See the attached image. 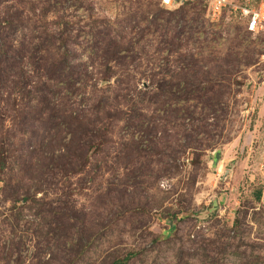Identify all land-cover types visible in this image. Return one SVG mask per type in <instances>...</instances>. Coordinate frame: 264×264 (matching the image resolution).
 <instances>
[{
    "label": "rangeland",
    "instance_id": "374dc122",
    "mask_svg": "<svg viewBox=\"0 0 264 264\" xmlns=\"http://www.w3.org/2000/svg\"><path fill=\"white\" fill-rule=\"evenodd\" d=\"M206 9L0 0V264H264V32Z\"/></svg>",
    "mask_w": 264,
    "mask_h": 264
},
{
    "label": "built area",
    "instance_id": "2783aa9c",
    "mask_svg": "<svg viewBox=\"0 0 264 264\" xmlns=\"http://www.w3.org/2000/svg\"><path fill=\"white\" fill-rule=\"evenodd\" d=\"M183 0H158L161 7L172 9L181 5ZM224 8L243 22L244 29L250 33L264 32V0L255 5L237 4L230 0H207V14L211 18Z\"/></svg>",
    "mask_w": 264,
    "mask_h": 264
},
{
    "label": "trees",
    "instance_id": "16d2710c",
    "mask_svg": "<svg viewBox=\"0 0 264 264\" xmlns=\"http://www.w3.org/2000/svg\"><path fill=\"white\" fill-rule=\"evenodd\" d=\"M13 47H14V45H13L11 39H8V37H6V36L5 37L0 36V64L2 62H4V64H6L8 57H13L12 56L14 54ZM20 50H21V48L18 49V52H20ZM20 60H21V56L19 55V56H17V60L14 61L15 64L19 63ZM38 62H37V64H38ZM0 71H1V69H0ZM222 72L223 73H228L227 70H223ZM256 197H258V193H257ZM114 263H116V262L115 261L112 262V264H114Z\"/></svg>",
    "mask_w": 264,
    "mask_h": 264
},
{
    "label": "water",
    "instance_id": "95a60500",
    "mask_svg": "<svg viewBox=\"0 0 264 264\" xmlns=\"http://www.w3.org/2000/svg\"><path fill=\"white\" fill-rule=\"evenodd\" d=\"M215 158H216V156H215Z\"/></svg>",
    "mask_w": 264,
    "mask_h": 264
}]
</instances>
